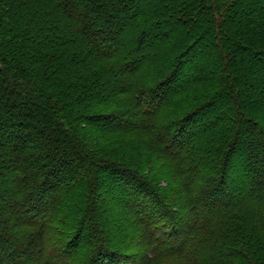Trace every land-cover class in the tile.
<instances>
[{
  "label": "trees",
  "instance_id": "trees-1",
  "mask_svg": "<svg viewBox=\"0 0 264 264\" xmlns=\"http://www.w3.org/2000/svg\"><path fill=\"white\" fill-rule=\"evenodd\" d=\"M0 264H264V0H0Z\"/></svg>",
  "mask_w": 264,
  "mask_h": 264
},
{
  "label": "snow or ice",
  "instance_id": "snow-or-ice-1",
  "mask_svg": "<svg viewBox=\"0 0 264 264\" xmlns=\"http://www.w3.org/2000/svg\"><path fill=\"white\" fill-rule=\"evenodd\" d=\"M135 25L129 26V34L135 32ZM177 72H179V68H177ZM176 73L172 74V77L169 80H166L164 83H158L157 85L150 86L151 95L154 99L158 100L159 102H165L166 98L174 91L172 87H170L172 80L175 78Z\"/></svg>",
  "mask_w": 264,
  "mask_h": 264
},
{
  "label": "rangeland",
  "instance_id": "rangeland-1",
  "mask_svg": "<svg viewBox=\"0 0 264 264\" xmlns=\"http://www.w3.org/2000/svg\"><path fill=\"white\" fill-rule=\"evenodd\" d=\"M52 193H50V195H51Z\"/></svg>",
  "mask_w": 264,
  "mask_h": 264
}]
</instances>
